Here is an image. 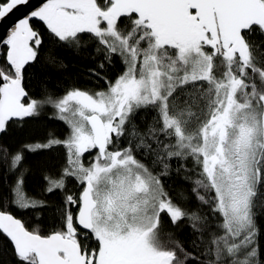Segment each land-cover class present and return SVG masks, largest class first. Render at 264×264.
<instances>
[{"label":"snow or ice","instance_id":"6c2138e0","mask_svg":"<svg viewBox=\"0 0 264 264\" xmlns=\"http://www.w3.org/2000/svg\"><path fill=\"white\" fill-rule=\"evenodd\" d=\"M61 52L103 87L34 96ZM45 108L63 138L0 142V264H264V0H46L0 42V137ZM61 149L28 195L29 156Z\"/></svg>","mask_w":264,"mask_h":264},{"label":"trees","instance_id":"16d2710c","mask_svg":"<svg viewBox=\"0 0 264 264\" xmlns=\"http://www.w3.org/2000/svg\"><path fill=\"white\" fill-rule=\"evenodd\" d=\"M35 27L39 28L41 32H44V27L32 21ZM91 52V49H88ZM67 65L66 68H60L59 65H49L47 63L37 64L32 71L35 75L30 81V86L32 94L34 96L41 95L40 83L44 82L47 84L48 88L54 93H62L65 89L69 88H81V89H91L95 90L103 87V82L99 84L94 83L93 79L89 77V69L96 67V61L89 58L83 52L77 55L73 52H61L57 54ZM120 65L117 63L114 69H109V76H114L119 72ZM51 109L45 108L44 113L36 120L26 124L23 128H11L6 136H2L0 142L5 143L12 148H16L24 143L30 142H44L51 132L52 134L63 138L66 132V126L59 121L49 119V114ZM95 151V150H93ZM86 156L88 154H85ZM64 151L63 149L57 152H49L45 150L38 151L35 155H30L28 163L33 167L34 175L27 181L28 195L38 196L42 194V189L44 186L43 180L39 179V172L42 168L48 167L51 170V175L53 177L59 174V165L63 163ZM87 164V161H85ZM180 181H177L179 184ZM77 194L79 189L75 187L74 184H69ZM187 187V186H186ZM50 204H56L59 202L60 197L54 195L53 197L45 196ZM194 206V201H193ZM51 214L45 210L42 217L44 225L51 223L49 216ZM26 223H32V217H24ZM261 223H264V216L259 217ZM181 239H189L187 230L179 234ZM4 260H10V256H4Z\"/></svg>","mask_w":264,"mask_h":264},{"label":"water","instance_id":"95a60500","mask_svg":"<svg viewBox=\"0 0 264 264\" xmlns=\"http://www.w3.org/2000/svg\"><path fill=\"white\" fill-rule=\"evenodd\" d=\"M45 2L46 0H28L26 5L18 6L12 13L0 20V42L7 39L11 29L19 20L27 17L32 11L38 10Z\"/></svg>","mask_w":264,"mask_h":264}]
</instances>
